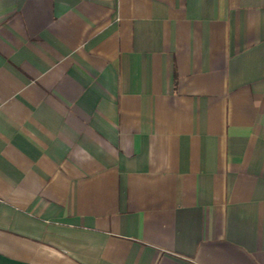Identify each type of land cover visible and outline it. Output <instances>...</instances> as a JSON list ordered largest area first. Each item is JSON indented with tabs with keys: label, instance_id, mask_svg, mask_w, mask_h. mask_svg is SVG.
<instances>
[{
	"label": "crops",
	"instance_id": "obj_1",
	"mask_svg": "<svg viewBox=\"0 0 264 264\" xmlns=\"http://www.w3.org/2000/svg\"><path fill=\"white\" fill-rule=\"evenodd\" d=\"M0 264H264V0H0Z\"/></svg>",
	"mask_w": 264,
	"mask_h": 264
}]
</instances>
